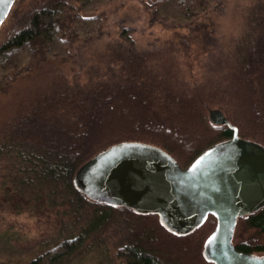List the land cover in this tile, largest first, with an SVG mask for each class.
I'll use <instances>...</instances> for the list:
<instances>
[{"label": "trees", "instance_id": "1", "mask_svg": "<svg viewBox=\"0 0 264 264\" xmlns=\"http://www.w3.org/2000/svg\"><path fill=\"white\" fill-rule=\"evenodd\" d=\"M113 1L29 0L16 27L1 33L0 89L36 67L69 60L75 42L92 44L73 77L55 71L19 96L2 121L0 187L9 198L1 204L51 216L52 238L26 264H82L88 257L94 264H214L203 253L214 215L178 234L157 214L89 198L75 176L101 151L130 141L159 146L187 168L233 136L229 125L211 119L217 109L241 138L264 146V0H240L225 31L220 0H140L152 23L169 31L148 48L136 45L130 28L121 29L119 42L106 40L99 9ZM120 228L125 232L109 241L107 230ZM233 243L264 254V207L238 217Z\"/></svg>", "mask_w": 264, "mask_h": 264}, {"label": "water", "instance_id": "2", "mask_svg": "<svg viewBox=\"0 0 264 264\" xmlns=\"http://www.w3.org/2000/svg\"><path fill=\"white\" fill-rule=\"evenodd\" d=\"M15 0H0V27ZM211 119L229 125L233 136L205 149L187 168L163 148L121 142L95 155L77 171L75 183L89 198L139 213L157 214L170 231L185 234L210 214L216 226L204 243L214 264H264V254L238 250L239 216L264 207V146L241 138L221 110Z\"/></svg>", "mask_w": 264, "mask_h": 264}, {"label": "rangeland", "instance_id": "3", "mask_svg": "<svg viewBox=\"0 0 264 264\" xmlns=\"http://www.w3.org/2000/svg\"><path fill=\"white\" fill-rule=\"evenodd\" d=\"M220 2L222 5L220 13L224 18L219 20L221 23L219 27L225 31L228 20L231 19L236 5L241 4V1L220 0ZM28 3L29 0H15L9 14L1 24L0 37L4 30L15 26L13 22L19 15V11ZM24 9L26 10V6ZM99 11L104 16L103 34L106 36V40H111L112 43H116L115 41L119 42L118 33L122 28H130L131 37L135 40L136 45L142 48L160 46L169 36L167 29H164L163 26L156 22L152 23L150 19L151 11L140 0H115L104 5ZM235 15H238L236 10ZM225 20L227 23L223 25L222 21ZM20 23L16 22L17 25ZM122 44H125V42ZM86 45L91 46L92 44L75 42L71 49L72 56L69 60H54L41 67H36L29 75L14 80L5 89H0V125L2 121L16 110V100L19 96L26 95L39 85L47 82L55 71L65 72L73 77L75 71L82 69L88 61L84 64L83 62L91 56L89 51L85 49ZM1 197L5 200L9 198L8 193L0 187ZM13 197H15V202L16 195L13 194ZM1 203L0 201V244L3 243V247L1 246L2 248L0 249V264H26L42 250L41 245L52 238L55 227L51 225V216L38 218L29 212H10L5 210L10 202H5V207ZM117 231L120 234L125 232L124 228L116 231L110 229L107 230L105 236H108L109 241L112 242L117 238ZM92 258L84 259L85 261L82 264H94Z\"/></svg>", "mask_w": 264, "mask_h": 264}]
</instances>
